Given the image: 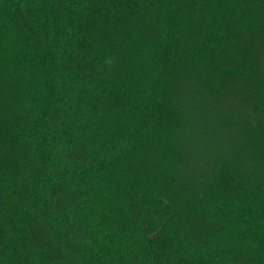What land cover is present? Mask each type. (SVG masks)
<instances>
[{
	"label": "trees",
	"instance_id": "obj_1",
	"mask_svg": "<svg viewBox=\"0 0 264 264\" xmlns=\"http://www.w3.org/2000/svg\"><path fill=\"white\" fill-rule=\"evenodd\" d=\"M0 264H264V0H0Z\"/></svg>",
	"mask_w": 264,
	"mask_h": 264
}]
</instances>
